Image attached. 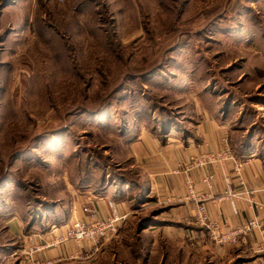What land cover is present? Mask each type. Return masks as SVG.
I'll return each instance as SVG.
<instances>
[{
    "label": "rangeland",
    "instance_id": "374dc122",
    "mask_svg": "<svg viewBox=\"0 0 264 264\" xmlns=\"http://www.w3.org/2000/svg\"><path fill=\"white\" fill-rule=\"evenodd\" d=\"M224 100L264 116V0H0V264L184 260L135 191L98 251L55 241L80 194L139 175L140 132Z\"/></svg>",
    "mask_w": 264,
    "mask_h": 264
},
{
    "label": "crops",
    "instance_id": "0c3cea01",
    "mask_svg": "<svg viewBox=\"0 0 264 264\" xmlns=\"http://www.w3.org/2000/svg\"><path fill=\"white\" fill-rule=\"evenodd\" d=\"M235 106L224 100L216 112L205 110L186 125L178 121L179 125L167 133L146 129L134 142L137 146L133 150L132 165L139 168L137 183L146 194L141 202L142 208L148 209L153 203L158 211L155 223L147 226L148 229L185 239L178 247L181 254H186L185 258L173 264H194V250L209 252L202 263L236 264L240 261V264H264V253L255 249L258 240L264 236L259 229L236 246L216 244L209 240L206 227L197 222L194 202L187 199L186 180L190 177L195 192L206 197L210 218L225 227L233 228L251 217L262 216L257 204H264V116L245 118L238 114L241 107ZM225 148L230 150L229 156L221 163L188 169L195 157ZM238 165L239 171L236 170ZM208 173L214 175L210 185L204 180ZM229 187L248 192L235 199L236 208L229 200L216 199ZM110 189L112 191L108 192ZM131 189L124 180L109 186L106 193H82L76 199L74 217L86 218L82 210L85 203H90L102 217H109L114 209L130 217L134 197L130 195L129 199L123 197V200L120 195L130 193Z\"/></svg>",
    "mask_w": 264,
    "mask_h": 264
},
{
    "label": "built area",
    "instance_id": "2783aa9c",
    "mask_svg": "<svg viewBox=\"0 0 264 264\" xmlns=\"http://www.w3.org/2000/svg\"><path fill=\"white\" fill-rule=\"evenodd\" d=\"M224 141L226 143L228 142L226 138ZM229 151L228 148H225L222 151H214L195 157L189 163L188 169L202 168L212 163H221L229 156ZM236 170H240V165L237 166ZM213 178L214 175L208 173L204 180L210 185ZM186 182L189 188L187 199L194 202L197 222L206 227L209 232L208 238L210 241L219 245L236 246L243 242L246 236L252 234L256 229H259L262 235L264 234V204H257L258 208L261 209L263 213L261 217H251L236 227L228 228L220 221L210 218L205 204L206 197L195 192L194 182L190 177H188ZM242 193L248 192H239L229 187L223 194L217 196L216 199L229 200L234 205V208H236L235 199L240 198ZM84 210L87 212L86 219H77L72 229L68 228L67 232L58 235L55 242H65L71 239L79 244L90 243L93 250L98 251L101 246L100 242L112 239L117 231H119L121 224L127 218L126 215L118 213L116 209H114L109 217L100 216L98 214L99 212H97V209L94 207H86ZM255 249L264 253V236L258 240Z\"/></svg>",
    "mask_w": 264,
    "mask_h": 264
},
{
    "label": "trees",
    "instance_id": "16d2710c",
    "mask_svg": "<svg viewBox=\"0 0 264 264\" xmlns=\"http://www.w3.org/2000/svg\"><path fill=\"white\" fill-rule=\"evenodd\" d=\"M179 123H178V120L174 121V119L170 116H165L163 117L162 119V122H161V126L159 128H155V129H152L154 131H160L162 133H167V132H170L171 129L173 127H176L178 126ZM126 181L128 184H130L131 186V190L132 191H135V196L137 198V201L139 202H143L144 201V198H146V194L143 190V187L137 183V178L134 176H130V177H123L121 176L120 178L118 177V182H122V181ZM125 184V183H124ZM130 191V192H132ZM135 198V197H134ZM136 200V199H135ZM203 264H207V263H203ZM236 264H240V261H237Z\"/></svg>",
    "mask_w": 264,
    "mask_h": 264
}]
</instances>
